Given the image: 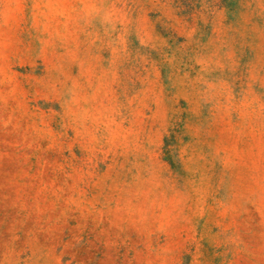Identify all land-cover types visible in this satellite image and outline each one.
Returning <instances> with one entry per match:
<instances>
[{
    "label": "rangeland",
    "instance_id": "374dc122",
    "mask_svg": "<svg viewBox=\"0 0 264 264\" xmlns=\"http://www.w3.org/2000/svg\"><path fill=\"white\" fill-rule=\"evenodd\" d=\"M0 264H264V0H0Z\"/></svg>",
    "mask_w": 264,
    "mask_h": 264
}]
</instances>
